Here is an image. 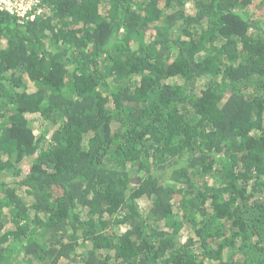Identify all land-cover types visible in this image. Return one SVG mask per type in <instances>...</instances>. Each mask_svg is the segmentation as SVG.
I'll return each mask as SVG.
<instances>
[{"label":"trees","instance_id":"obj_1","mask_svg":"<svg viewBox=\"0 0 264 264\" xmlns=\"http://www.w3.org/2000/svg\"><path fill=\"white\" fill-rule=\"evenodd\" d=\"M32 11L0 8V264H264V0Z\"/></svg>","mask_w":264,"mask_h":264},{"label":"built area","instance_id":"obj_2","mask_svg":"<svg viewBox=\"0 0 264 264\" xmlns=\"http://www.w3.org/2000/svg\"><path fill=\"white\" fill-rule=\"evenodd\" d=\"M40 0H0V8L13 15L24 17L25 15L34 18L32 13L33 7L38 6ZM36 10V14H41V11ZM29 13H32L29 15Z\"/></svg>","mask_w":264,"mask_h":264},{"label":"rangeland","instance_id":"obj_3","mask_svg":"<svg viewBox=\"0 0 264 264\" xmlns=\"http://www.w3.org/2000/svg\"><path fill=\"white\" fill-rule=\"evenodd\" d=\"M33 125H38V123L36 121L32 122Z\"/></svg>","mask_w":264,"mask_h":264}]
</instances>
